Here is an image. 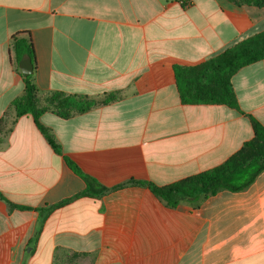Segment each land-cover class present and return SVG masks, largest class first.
Wrapping results in <instances>:
<instances>
[{
	"label": "crops",
	"instance_id": "obj_1",
	"mask_svg": "<svg viewBox=\"0 0 264 264\" xmlns=\"http://www.w3.org/2000/svg\"><path fill=\"white\" fill-rule=\"evenodd\" d=\"M250 1L0 0V193L30 208L0 200V264H264V171L244 191L176 208L146 186L114 189L171 185L253 139L234 109L183 105L174 72L263 33L264 6ZM16 35L34 46L43 105L54 93L117 97L69 119L41 117L96 189L111 190L102 197H77L85 181L32 117L16 119L12 102L25 91ZM232 84L240 108L264 125V60ZM66 201L46 218L38 212Z\"/></svg>",
	"mask_w": 264,
	"mask_h": 264
},
{
	"label": "trees",
	"instance_id": "obj_2",
	"mask_svg": "<svg viewBox=\"0 0 264 264\" xmlns=\"http://www.w3.org/2000/svg\"><path fill=\"white\" fill-rule=\"evenodd\" d=\"M182 6H187V0H180ZM258 7L264 6V0L247 2ZM14 54L17 64L26 58L35 61V50L32 42L19 35L13 37ZM264 60V32L254 35L228 48L220 55L194 66L174 68L177 90L183 105H223L246 116L252 125L253 139L245 142L242 148L223 164L190 176L171 185L160 187L150 182L129 181L117 186L120 189L129 185L148 187L156 196L166 202L171 208L178 207L182 202L198 203L202 198L216 195L220 190L240 192L246 190L264 171V125L254 116L246 114L239 105L232 78L243 68ZM24 94L12 102L16 119L24 116L32 117L35 125L45 137L49 145L58 155L64 156L68 167L86 183V190L77 197H102L111 190L101 185L97 180L85 175L79 166L68 156L54 132L41 123V117L52 111L63 119H69L75 114H83L99 104H108L117 99L115 95L107 96L102 101L87 96L66 95L54 93L43 105L38 97V89L32 82V75L24 77ZM251 171V177L244 184H236L234 178ZM113 190V189H112ZM0 200L5 201L11 208L30 210L25 206L12 204L2 193ZM71 201V200H70ZM70 201L52 206L40 214L47 215L52 210ZM43 219V217H42ZM40 221L43 223V220Z\"/></svg>",
	"mask_w": 264,
	"mask_h": 264
},
{
	"label": "water",
	"instance_id": "obj_3",
	"mask_svg": "<svg viewBox=\"0 0 264 264\" xmlns=\"http://www.w3.org/2000/svg\"><path fill=\"white\" fill-rule=\"evenodd\" d=\"M19 68L24 77H28L34 72V63L30 58H26L19 63Z\"/></svg>",
	"mask_w": 264,
	"mask_h": 264
},
{
	"label": "rangeland",
	"instance_id": "obj_4",
	"mask_svg": "<svg viewBox=\"0 0 264 264\" xmlns=\"http://www.w3.org/2000/svg\"><path fill=\"white\" fill-rule=\"evenodd\" d=\"M251 177V171H248V172H246V173H243L241 176H240V178L239 179H237V180H235V183L236 184H244V183H246L248 180H249V178Z\"/></svg>",
	"mask_w": 264,
	"mask_h": 264
}]
</instances>
